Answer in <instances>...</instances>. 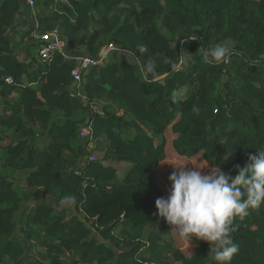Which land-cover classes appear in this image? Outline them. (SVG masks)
I'll return each instance as SVG.
<instances>
[{"label":"trees","instance_id":"1","mask_svg":"<svg viewBox=\"0 0 264 264\" xmlns=\"http://www.w3.org/2000/svg\"><path fill=\"white\" fill-rule=\"evenodd\" d=\"M24 11L0 0V264H216L209 242L188 255L164 236L158 172L173 156L235 175L264 150V0H35L23 40L66 41L44 61L10 37ZM225 40L233 54L206 63ZM85 55L102 61L72 96ZM249 213L233 219L230 264H264V203Z\"/></svg>","mask_w":264,"mask_h":264},{"label":"clouds","instance_id":"2","mask_svg":"<svg viewBox=\"0 0 264 264\" xmlns=\"http://www.w3.org/2000/svg\"><path fill=\"white\" fill-rule=\"evenodd\" d=\"M139 51L143 53L146 48L141 46ZM233 52L234 42L225 40L206 50L203 59L209 64L221 63ZM146 70L154 72L155 64L149 63ZM169 164L174 170L168 176L167 196L155 200L158 217L166 221L170 232L188 244L193 240L209 242L216 264H230L239 250L232 236L233 219H244L250 209H258L264 203V150L250 155L243 167L234 166L235 175L220 165L204 172L203 167L190 163ZM74 204L73 196L59 201L61 208Z\"/></svg>","mask_w":264,"mask_h":264},{"label":"built area","instance_id":"3","mask_svg":"<svg viewBox=\"0 0 264 264\" xmlns=\"http://www.w3.org/2000/svg\"><path fill=\"white\" fill-rule=\"evenodd\" d=\"M23 3L31 10V13H34V4L35 0H22ZM32 40L34 43H37V53L38 58L40 60H48L51 58L53 54L56 52L61 53L65 57L66 54V41L60 37L58 31L56 29L49 32H38L37 30H33L30 33ZM102 61V58H93L91 56H78L76 57V65L71 70V76L73 78V85L76 86L75 90H72L70 95L79 96V86H80V72L83 69H88L91 66H95ZM227 62V61H226ZM7 82H11V78L6 79ZM87 128H81L80 135L85 137L88 135Z\"/></svg>","mask_w":264,"mask_h":264},{"label":"rangeland","instance_id":"4","mask_svg":"<svg viewBox=\"0 0 264 264\" xmlns=\"http://www.w3.org/2000/svg\"><path fill=\"white\" fill-rule=\"evenodd\" d=\"M20 14V18H21V22H20V18L17 19V21L15 22L14 26L10 29L9 31V34H10V37L12 38V41H13V44L14 46L16 47L17 44L19 43V46L22 47V44L23 43H33V40H32V37L31 35H27L23 40L24 36H23V32L24 30L26 29V27L28 26V21L25 25L24 24V17L25 19L28 18V17H31L33 20H34V16L33 14L30 12L29 14L30 15H26L25 11L23 13H19ZM35 21V20H34ZM23 26H26L23 28ZM22 42V43H21ZM17 46V47H19ZM87 136V135H86ZM169 163H172V164H177V163H183L181 161H179L176 158H174L172 156L167 158L165 161H163L161 164H160V167H159V177H160V181H159V184L160 186L162 187L163 191L165 192L166 196H167V189L170 187V184L168 183L167 179H168V176L171 174V172L174 170L173 166ZM188 163L192 164L193 166H196V167H203L202 171L206 172L207 171V167L205 168V164L203 165V162L202 163H196L195 161H189ZM203 165V166H202ZM191 166V165H189ZM119 167H120V170H119V175H122L125 170L127 169V164L126 163H119ZM16 179H19V181L21 182L22 181V177H23V174L21 172H16L15 175H14ZM56 206L60 207L59 206V202H57L56 200H52ZM32 201L31 202H26L24 205H23V209H22V212H21V216H23L24 214V211L26 209H28L31 205H32ZM166 238H170V237H173L174 238V241H175V244L177 246H179L181 249H183L186 253H188V255H191L193 252H194V248L191 246V244L187 241H184V240H181L175 233L173 232H170L169 234H165L164 235ZM30 249V248H29ZM31 252V250H30ZM36 251L33 250V253L34 255H36L35 253Z\"/></svg>","mask_w":264,"mask_h":264},{"label":"crops","instance_id":"5","mask_svg":"<svg viewBox=\"0 0 264 264\" xmlns=\"http://www.w3.org/2000/svg\"><path fill=\"white\" fill-rule=\"evenodd\" d=\"M20 18V14L18 15V18L17 19H19ZM20 22H21V18H20ZM27 23V18L25 19V17H24V24L23 25H25ZM24 27H26V26H23V28Z\"/></svg>","mask_w":264,"mask_h":264}]
</instances>
